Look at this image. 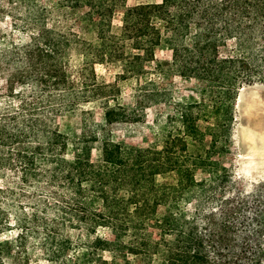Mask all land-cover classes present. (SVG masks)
<instances>
[{"label": "trees", "instance_id": "trees-1", "mask_svg": "<svg viewBox=\"0 0 264 264\" xmlns=\"http://www.w3.org/2000/svg\"><path fill=\"white\" fill-rule=\"evenodd\" d=\"M56 1L71 11H79L76 19L82 32L48 27L49 8H40L41 20L34 22L38 32L30 38L26 51L38 94L33 92V97H40L39 103L43 104V97L51 89L62 90L68 108L104 99L103 118L108 125L122 121L126 114L116 102L119 88L99 78L96 64H120V77L138 79L146 63L153 62L154 49L165 45L171 49L174 67L181 76L225 87L227 99L219 107L227 108L235 95V80L233 83L222 76V63L235 61L233 57L217 59L214 55L210 69L207 51L216 53L217 34L223 38L243 36L247 22L264 27V0L144 2L124 12L117 33L112 31V15L124 0ZM64 15L61 11V17ZM89 23L95 27L97 45L85 37ZM215 24H223L218 33L213 30ZM260 33L264 35V29ZM70 51L80 57L74 67L66 59ZM20 91L14 90L15 94ZM110 99L115 102L113 106L108 105ZM195 105H177L162 128L159 150H127L109 132L100 137L90 131L70 144L54 121L53 128L43 134L45 144H32L30 140L40 133L41 125L31 119L32 126H26L18 114L7 115L0 125V143L7 147L3 163L20 168L25 177H37L42 171L41 161L47 164L49 184L56 188L62 185L66 191L61 194L56 189L51 193L61 200V204H53L56 210L61 209L70 223L89 227V233H95L98 227H108L114 234L129 230V249L139 257L137 264H262L264 252L261 247L251 248L244 239V222L232 215L230 201L223 200L219 214L202 211L198 198L188 201L191 208L180 205L182 201L187 204L186 197L194 195L196 186L188 146L202 142L205 135L198 124L199 116L193 114ZM57 109L51 106V114L55 115ZM176 123L181 126L175 127ZM69 145L73 151L67 154ZM44 150L45 159L38 158ZM157 177L166 178V183L156 185ZM128 189L129 198L119 194ZM160 206H165L163 214L158 213ZM254 221L257 229L253 236L259 239L264 218L255 216ZM241 237L243 241L239 242ZM2 248L0 243V258Z\"/></svg>", "mask_w": 264, "mask_h": 264}, {"label": "rangeland", "instance_id": "rangeland-1", "mask_svg": "<svg viewBox=\"0 0 264 264\" xmlns=\"http://www.w3.org/2000/svg\"><path fill=\"white\" fill-rule=\"evenodd\" d=\"M159 1L124 0L114 9L112 31H119L123 14L129 8ZM63 4L56 0H0V125L7 115L18 114L26 126H32L30 120L35 119L41 129L30 140L32 144H45L43 134L53 128L54 121L70 144L86 137L90 131L100 137L109 132L127 150L148 147L159 150L162 128L177 105L196 103L193 114L199 116L198 124L205 135L202 142L188 146L196 186L194 195L186 197L187 204L182 201L180 205L191 208L188 201L198 198L202 211L219 214L223 200L230 201L232 215L244 222L245 228L241 226L244 239L251 248L261 247L264 252V228L259 239L253 236L257 229L254 217L264 218V35L260 33L263 25L247 22L245 35L237 38L217 34L216 53L207 51L206 63L210 69L214 55L217 59L233 57L235 61L222 63V76L235 80V95L227 108L219 107L227 99L225 87L203 83L205 79L181 76L174 67L171 49L165 45L154 49L153 62L146 63L138 79L120 77L123 70L120 64H96L99 78L119 88L116 102L126 114L122 121L108 125L103 118L104 99L80 102L68 108L62 90L51 89L43 97V104L39 103L40 97H33L34 93L38 94L26 51L30 38L38 32L34 22L42 17L40 8H49L47 24L52 29L64 31L81 26L76 19L80 17L79 11H71ZM222 25L215 24L213 30L218 33ZM88 27L84 29L85 37L97 45L95 27L91 23ZM66 59L72 67L80 62L79 55L73 51L68 52ZM19 89L20 93L15 94L14 90ZM114 103L111 99L108 101L110 106ZM51 106L59 108L55 115L50 112ZM72 151L69 145L66 153ZM6 154L7 147L0 143V243L3 247L0 264L138 263L139 257L130 253L129 230L114 234L108 227H98L95 233H89V227L70 223L64 212L53 206L61 204V200L51 193L57 189L62 194L65 189L62 185L56 188L49 184L45 173L49 170L47 164L41 161L42 171L37 177H25L20 168L3 163ZM45 156L44 150L38 158L45 159ZM92 158H96L94 148ZM157 178L156 185L167 181ZM119 194L129 198L131 193L128 189ZM164 211L165 206L158 208L159 214Z\"/></svg>", "mask_w": 264, "mask_h": 264}]
</instances>
